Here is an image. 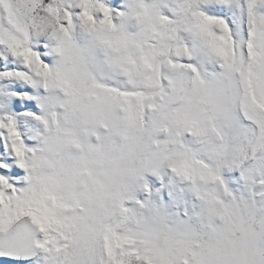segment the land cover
Listing matches in <instances>:
<instances>
[{
	"label": "snow or ice",
	"instance_id": "6c2138e0",
	"mask_svg": "<svg viewBox=\"0 0 264 264\" xmlns=\"http://www.w3.org/2000/svg\"><path fill=\"white\" fill-rule=\"evenodd\" d=\"M0 264H264V0H0Z\"/></svg>",
	"mask_w": 264,
	"mask_h": 264
}]
</instances>
